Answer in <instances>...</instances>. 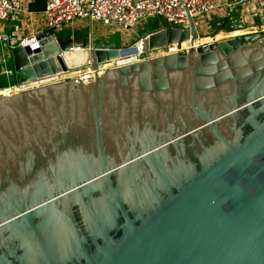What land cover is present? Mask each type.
Returning <instances> with one entry per match:
<instances>
[{"label":"water","instance_id":"1","mask_svg":"<svg viewBox=\"0 0 264 264\" xmlns=\"http://www.w3.org/2000/svg\"><path fill=\"white\" fill-rule=\"evenodd\" d=\"M187 19L101 73L91 32L11 48L18 82L95 71L0 95V264H264V33Z\"/></svg>","mask_w":264,"mask_h":264},{"label":"built area","instance_id":"2","mask_svg":"<svg viewBox=\"0 0 264 264\" xmlns=\"http://www.w3.org/2000/svg\"><path fill=\"white\" fill-rule=\"evenodd\" d=\"M22 1L0 0V41L7 43V54L9 56V60L7 61L8 66L2 70V73L6 76V83L0 86V95L12 94L44 83L70 77L81 78L84 82H88L93 78L95 70L85 72V68L63 70L44 77L19 82L13 77L10 63L11 48L13 46L21 44L24 48L33 51L34 47L40 46L41 41L47 35L52 34L55 36L56 29L72 22L76 17H89L90 20H100L107 25L130 28L139 20L155 14L162 16L166 22L157 27L174 26L184 29L188 27V14L194 17L206 12L212 6L207 0H44L43 14L46 17L47 28L24 35L19 24L13 23L18 20L22 12L26 11L22 6ZM243 1L250 0H235L232 2L236 4ZM142 43L143 38L140 35L136 40L125 46H117L120 51L119 56L128 53L126 56L129 60L119 62L114 60V58L99 64L96 70L103 71L110 66L122 65L147 57ZM186 48V46L182 45V42H172L150 51L149 55L181 51ZM129 51L131 52L129 53ZM2 62L7 64L3 54ZM72 70L74 72L68 73Z\"/></svg>","mask_w":264,"mask_h":264},{"label":"rangeland","instance_id":"3","mask_svg":"<svg viewBox=\"0 0 264 264\" xmlns=\"http://www.w3.org/2000/svg\"><path fill=\"white\" fill-rule=\"evenodd\" d=\"M207 1L212 4L211 8L206 12L193 17L197 25L199 35L201 36V38L197 40L199 41L198 43L218 40L221 36H230L228 33L234 30H239L238 28L244 29L245 27H250L252 22L248 20L259 22L262 18V15L260 14L264 13V0H250L238 2L236 4L232 2L235 0ZM223 17L225 19H223ZM219 21L220 25H218ZM13 23L19 24V27L24 35L47 28L46 17L44 14L33 15L30 19V16L27 13L22 12L19 15L18 20ZM164 23H166L165 19L162 16L155 14L139 20L130 28H120L113 25H107L100 20H90L89 17H76L72 22L56 29L55 34L64 38L70 34L74 35V37H79L80 35L90 33L91 31L94 43L125 46L136 40L144 33V31L153 29ZM236 25L238 26L233 27ZM259 32L264 33V31ZM7 47L6 42L0 41L1 69H4V67L7 66L2 62V54L4 55L6 63L9 60Z\"/></svg>","mask_w":264,"mask_h":264},{"label":"crops","instance_id":"4","mask_svg":"<svg viewBox=\"0 0 264 264\" xmlns=\"http://www.w3.org/2000/svg\"><path fill=\"white\" fill-rule=\"evenodd\" d=\"M44 5H45L44 0H29V1L23 0L22 1V6L26 10L24 13H27L29 16H32V17H33V15H37V14L42 15ZM260 15H262L261 16L262 18L259 22H254L252 20H248V21L252 22V24L250 23L251 24L250 27H245L244 29L238 28L239 30L231 31L228 34H230V36H231V35H238L239 33H250V32H256L259 30H264V13H261ZM223 19H225V18L223 17ZM221 22H222V20H221ZM218 25H220V21L218 22ZM243 25H242V27H243ZM237 26L238 25L233 26V27H237ZM250 29H252V30H250ZM149 30L150 29H148L146 31H149ZM146 31H144V32H146ZM211 37H213V36H211ZM225 37H228V36L226 35V36L221 37V38H225ZM221 38H218V39H221ZM211 41H213V40H211ZM101 45H109V44H101ZM6 65L8 66V63ZM2 70L3 69H1V67H0V85L1 86L6 83V76L2 73Z\"/></svg>","mask_w":264,"mask_h":264},{"label":"bare ground","instance_id":"5","mask_svg":"<svg viewBox=\"0 0 264 264\" xmlns=\"http://www.w3.org/2000/svg\"><path fill=\"white\" fill-rule=\"evenodd\" d=\"M227 34V33H226ZM222 37V36H221ZM201 38V36L199 35L198 36V38L196 39V44H198V42L199 41H197L198 39H200ZM182 45H184V46H186V47H188V42L187 41H183L182 42ZM131 51H129V53H130ZM67 55V57H72V55L73 54H70V53H67L66 54ZM126 55H128V53L126 54ZM126 55H121V56H118V57H116L114 60H116V61H119V62H123V61H127V60H129V58H127V56ZM68 61V60H67ZM84 68L86 69L85 70V72H87V71H93L94 69H92L90 66H84ZM72 72H74L73 70L72 71H69L68 73H72ZM102 71H98V73H101Z\"/></svg>","mask_w":264,"mask_h":264}]
</instances>
